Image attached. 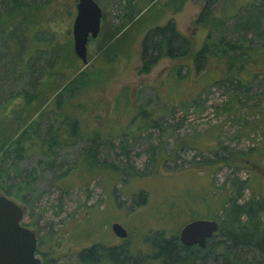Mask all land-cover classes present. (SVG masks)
<instances>
[{
    "label": "rangeland",
    "instance_id": "1",
    "mask_svg": "<svg viewBox=\"0 0 264 264\" xmlns=\"http://www.w3.org/2000/svg\"><path fill=\"white\" fill-rule=\"evenodd\" d=\"M20 1L32 7L27 15L32 23L27 33L32 45L59 49L66 41L72 42L74 0ZM95 1L102 9V18L98 36L87 44L88 63L52 81L45 77L40 95L42 99L47 96V102L41 106L36 103L38 109L30 117L38 120L43 133L54 127L56 123H51L48 113L54 106L49 100L76 82L71 91L79 90L67 111L79 118L78 134L58 150L54 160L33 145L16 163L5 153L6 146L2 148L7 132L16 136L24 125L12 121L20 101L13 102L14 111L6 114L1 107L11 95L30 87L13 75L15 50H7L8 39L0 33V194L7 188L15 194L10 198L25 205L21 223L35 232L43 258L50 254L49 263L81 264L77 257L81 248L116 245L110 229L113 222L128 229L125 245L132 254L151 231L177 234L191 219L203 218L206 213L221 215L217 204L208 208L205 202L212 188H221L240 205L254 196L262 204L264 229V129L256 128V112L264 109V76L257 75L246 85L235 80L222 83L209 79L206 83L207 77L219 76L214 72V61L213 72L208 70L196 82L191 55L163 57L147 73H140L141 41L152 27L172 20L190 38L191 52L203 46L208 19L205 15L201 23L197 19L205 0ZM244 3L250 1L215 0L211 14L219 18L221 10L224 14L237 12ZM12 6L13 0H0V13ZM239 10L243 13L244 6ZM235 20L225 19L223 25L216 26L217 32L236 41L243 40V35L255 37V28L245 31L234 26ZM114 33L109 49H102ZM260 38L264 39V30ZM44 53L35 51V66L44 64ZM176 67H180L178 77H188L177 82ZM114 102L119 103L118 108ZM223 103L231 110L222 109ZM142 108L147 113L141 111L140 115ZM40 110L44 111L42 115ZM71 116L67 115V120L72 122ZM141 118L149 123L154 119L157 126L139 131ZM184 138L187 140L183 142ZM90 147L94 153L90 157L98 163L122 168L128 174L120 180L118 171L119 177L109 169L80 165L82 153ZM242 154L245 161L239 156ZM223 158L229 159L230 166L222 162ZM30 171L34 179L31 191L17 194L15 185ZM239 180L247 183L240 194ZM141 190L146 192L143 204L133 196ZM140 253L147 251L142 249ZM238 253L247 258L258 255L247 249Z\"/></svg>",
    "mask_w": 264,
    "mask_h": 264
},
{
    "label": "trees",
    "instance_id": "2",
    "mask_svg": "<svg viewBox=\"0 0 264 264\" xmlns=\"http://www.w3.org/2000/svg\"><path fill=\"white\" fill-rule=\"evenodd\" d=\"M249 1L250 4H247L249 3L247 2L239 6L237 12L229 13L228 11L224 14L221 10L218 18L213 17L211 14V7L214 5L215 0H205V6L197 22L201 23L203 21L202 17L205 15L208 21L204 24H207L208 33L203 46L193 52H191L190 38L181 33L172 20L164 25L150 28L141 41L140 58L142 64L139 72L147 73L163 57L176 58L191 55L192 66H194L196 72L194 74L195 77L192 76V78L196 82L208 70L213 72L211 64H214V61L216 62L214 65H216L218 70L215 69L214 72H219V76L217 77L219 79L212 75L206 78V83L209 82V79L218 82L223 81L222 83L235 80L239 84L246 85L257 75L264 76V39L260 38L264 30V11L262 9L264 0H259L258 5L254 4L256 0ZM243 6V13L245 14L240 13L239 10ZM31 11V5L22 3L20 0H13L12 8H7L6 11L0 13V33L4 34L8 39L5 47L7 50L16 51V53L14 51L12 54V59H14L12 73L16 76L17 81L22 82L25 80L27 87H30V90L22 89L11 95L10 99L1 107L2 112L6 114L8 111H14L11 106L13 102L16 100L20 101V106L16 109L12 121L24 125V128L16 136H11L10 132H7L5 138H3L4 143L2 146V148L6 146L4 149L5 153H9L16 163L24 158V153L30 147H33V145L46 158L54 160L58 150L68 143H72L78 134L79 118L71 116L70 112L67 111L73 105V101L79 90L71 91L72 85L76 83H73V81L71 86L65 87L55 93L53 98L49 100L54 106L52 111H48L51 115L49 116V119L52 120L51 123H56L54 127H49L43 133L38 120L30 118L32 113L38 109L35 108L36 103H38V106H41L47 102V96L42 99V95H40L43 80L48 78L49 81H52L53 77L56 79L61 73L76 71L81 67V61L74 54L71 41H66L62 44V48H59L61 49L60 52L57 48L49 47L53 49L50 50L45 46H39V44L32 45L29 42L27 33L32 23L28 22L27 15ZM229 18L236 19L234 26L237 24V26L243 27L245 31L255 28V37L247 38L243 35V40L240 41L226 39L223 34L219 31L217 32L216 26L223 25L224 20ZM19 26H22V29ZM115 35V33L112 34L108 43L102 45L103 48L102 46L100 48L108 50ZM35 51L38 53L45 52L44 55L47 59L44 60V64L35 66V62L33 61L35 59L33 57ZM179 68L176 67L174 69L176 74L175 80L177 82L188 77L187 75L178 77ZM170 72H173V69ZM56 89L58 88L56 87L55 91H57ZM114 103L115 107L118 108L119 103ZM220 107L226 111L231 110V106L226 105V103H223ZM141 111L144 114L145 112L147 113V110L142 108L139 113L140 115ZM40 112H42V115L44 111L40 110ZM256 114L259 117L256 128L263 130L264 120L262 119L264 118V109H258ZM67 115L72 117V122L67 120ZM59 120H62L61 123L58 122ZM148 126L156 127L157 124L154 119H152V123H149L148 119L143 120L141 118V122L137 128L139 131H143ZM6 127L9 128L8 126ZM64 127H68V129ZM62 129L63 131L61 132ZM185 140L187 139L184 138L182 141L184 142ZM91 150L92 148L90 147L82 153L84 158L80 161V165L94 167L97 170L101 168L109 169L113 171L114 175L119 177L118 171L120 180H122L121 176L128 174L122 168L118 169L113 165L107 166L104 162L98 163L94 157H90L94 156ZM239 156L243 160L245 159L244 154ZM221 160L230 166L229 159L223 158ZM47 165L50 166V163ZM233 166L237 170L240 168L234 164ZM71 170L72 168L68 172L63 173L61 180ZM33 180L32 172L30 171L22 181L15 185L16 193L22 194L25 190L31 191ZM117 181H119V178ZM244 188H247V183L239 180V194ZM224 193L221 188H212L210 194H207L205 202L208 208L217 204L221 215L204 214L203 218L217 220L219 225L217 233L204 249H194L180 245L177 240L178 233L169 235L165 231L154 230L147 237L143 238L146 240H143V242H147L144 249L147 251L145 254H141L138 249L131 251L133 252L131 254L129 252L130 247H110L103 244L99 249L95 246L81 248L77 254L78 260L81 264H104L103 261L109 262V264H125L126 262L128 264H152L153 261V264H264V229L262 227V215L260 214L261 202L256 201L253 196L248 202L240 205L231 196ZM3 194L8 197L15 195L8 191L7 188H4ZM133 196L137 198L138 203L143 204L146 192L141 190ZM152 240L160 242L161 245L153 244ZM39 245L40 242L38 241L37 249ZM241 249L254 250L258 255L250 258L241 256L238 253ZM121 255H123L122 258ZM49 257H51L50 254L45 256L43 260L49 263ZM49 264L53 263L50 262Z\"/></svg>",
    "mask_w": 264,
    "mask_h": 264
},
{
    "label": "water",
    "instance_id": "3",
    "mask_svg": "<svg viewBox=\"0 0 264 264\" xmlns=\"http://www.w3.org/2000/svg\"><path fill=\"white\" fill-rule=\"evenodd\" d=\"M76 11L72 27V46L76 57L83 64L88 63L87 44L100 32L102 9L95 0H74ZM24 207L14 199L0 194V264H41L36 256L37 237L35 232L22 225ZM113 234L119 238L128 236L127 230L118 222L110 225ZM218 231L213 219H195L184 224L179 231L183 246L197 244L205 246L207 239Z\"/></svg>",
    "mask_w": 264,
    "mask_h": 264
},
{
    "label": "flooded vegetation",
    "instance_id": "4",
    "mask_svg": "<svg viewBox=\"0 0 264 264\" xmlns=\"http://www.w3.org/2000/svg\"><path fill=\"white\" fill-rule=\"evenodd\" d=\"M23 207H24V214H25V212H26V207H25V205H22ZM24 217V216H23ZM195 219H208V218H195ZM195 219H191V220H189V221H187V222H185L184 224H186V223H188V222H190V221H192V220H195ZM214 220V219H213ZM217 221V220H216ZM118 223H120V222H118ZM217 223H218V221H217ZM112 224V223H111ZM126 230H127V233H128V236L126 237V238H119V237H117V236H115L116 238H114L115 239V241H116V245H111L110 247H117V246H120V247H125V248H127L126 247V245H125V241L129 238V236H130V233H129V231H128V229L122 224V223H120ZM23 225V224H22ZM183 226V225H182ZM27 227V226H26ZM181 229V228H180ZM180 229H179V231H180ZM218 229H219V225H218ZM179 231H178V234H177V240H178V242H179V244L180 245H182L181 244V242H180V240H179ZM113 233V232H112ZM217 233V232H216ZM215 233V234H216ZM163 234V233H162ZM214 234V235H215ZM149 235V233L147 234V235H145L146 237ZM214 235L211 237V238H209V239H207L206 240V242H205V246L204 247H200L199 245H197V244H193V245H191V246H184V247H188V248H194V249H204L206 246H207V244H208V242L214 237ZM145 238V237H144ZM166 238H167V236H166ZM168 238H170V237H168ZM147 239V238H146ZM143 240H145V239H142L141 240V243L139 244V245H137L136 246V248L137 249H139L140 251L142 250V249H145L144 247L143 248H141V245H145V247H146V245H147V242H143ZM146 241V240H145ZM152 243L153 244H156V245H161L160 244V242H155V241H153L152 240ZM119 244V245H118ZM37 245H38V241H37ZM183 246V245H182ZM136 249V250H137ZM39 252V250L37 249V247H36V254ZM39 255H40V258H41V262H42V260H43V254H41L40 252H39Z\"/></svg>",
    "mask_w": 264,
    "mask_h": 264
}]
</instances>
